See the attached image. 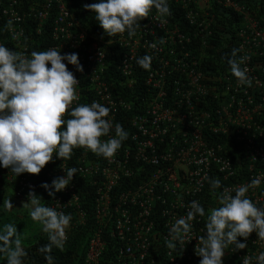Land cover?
<instances>
[{"label": "built area", "instance_id": "1", "mask_svg": "<svg viewBox=\"0 0 264 264\" xmlns=\"http://www.w3.org/2000/svg\"><path fill=\"white\" fill-rule=\"evenodd\" d=\"M174 1L184 7L193 34L169 26L165 17L157 18L155 8L134 36L125 32L108 37L103 31H90L88 23L73 14L69 0H0V44L29 56L27 22L35 20L34 31L39 34L53 2H57L51 26L53 41L44 50L55 47L61 55L78 54L84 71L67 65L79 80V100L72 107L92 101L109 106L107 119L113 130L102 139L115 135L116 123L128 133L111 160L76 148L71 159L63 161L54 155L53 162L44 167L43 178L48 184L65 176L63 169H77L69 186L50 196L48 204L72 218L66 241L73 228L86 223V196L92 194L95 225L86 250L90 264H99L110 238L117 242L113 264H159L160 260L163 264H199L195 237L204 234L207 214L219 206L217 198L224 188L231 191L259 181L246 195L264 208V14L254 15L237 0H216L242 15L233 43L234 49L240 50L238 57H250L241 67L247 68L252 85L241 86L231 74V56L222 62L207 51L208 39H217L212 29L214 15L209 13L212 0ZM161 30L163 34H158ZM192 38L199 41L197 47L191 44ZM112 44L121 54L110 74L107 52ZM153 44L155 47H150ZM143 55L152 57L151 67L144 73V93L135 86L140 77L137 58ZM206 58L213 59L208 68L203 65ZM117 74L119 86L129 93L127 98L122 97V88L117 90L113 84ZM204 131L223 141L209 143ZM37 176H15L0 166V183L10 186L13 198L23 203L34 190L42 204L44 190ZM83 179L92 186L90 192L76 185ZM211 179H219L221 188L212 189ZM123 184L129 187L122 188ZM193 200L205 208L206 216L192 221L190 242L170 250L166 247L168 231L176 219L186 215ZM257 239L255 233L247 241L238 238L247 248L234 250L230 245L225 260L242 264V258L249 255L252 264H257L256 257L264 252V242ZM160 245L161 254L153 252Z\"/></svg>", "mask_w": 264, "mask_h": 264}, {"label": "clouds", "instance_id": "2", "mask_svg": "<svg viewBox=\"0 0 264 264\" xmlns=\"http://www.w3.org/2000/svg\"><path fill=\"white\" fill-rule=\"evenodd\" d=\"M83 8L95 14V20L108 37L125 32L134 36L140 22L149 17L153 8L157 18L171 14L167 0H98L84 4ZM239 51L233 49L228 59L230 71L239 85L251 87L252 78L247 75V68L241 67L250 57H238ZM151 60V56L145 55L137 64L149 70ZM69 64L78 72L84 71L77 53L61 55L60 50L50 47L32 51L29 56L0 44V166L10 169L15 176L39 175L53 162L54 155L68 160L76 148L111 160L128 138L127 131L116 123L115 135L102 139L113 130L112 121L107 119L111 112L109 106L92 101L72 107L73 102L79 100L76 90L79 80L68 69ZM63 170L65 176L54 178L51 184L40 185L51 197L65 190L77 172L75 167ZM258 183L253 180L250 185L237 186L231 191L224 188L219 194V206L209 210L204 234L195 237L194 252L201 257L199 264H223L225 250L230 245L235 246L234 250L247 248L238 238L247 241L252 233L257 235L258 241L264 242V208L257 207L246 195L249 187ZM210 185L212 189L221 188L219 179H212ZM27 201L23 207L29 208L32 221L38 222L48 236V243L40 246L38 252L44 255L47 264H54L52 250L55 247L63 251L72 218L41 204V197L34 190L28 192ZM3 207L13 208L10 199L3 202ZM187 207L186 215L176 219L168 231L166 247L170 250L175 251L186 240L190 242L192 221L197 216H206L199 201L193 200ZM0 254L6 264H24L27 252L12 223L0 229ZM256 261L264 264V252L258 254ZM242 264H252V258L244 256Z\"/></svg>", "mask_w": 264, "mask_h": 264}, {"label": "trees", "instance_id": "3", "mask_svg": "<svg viewBox=\"0 0 264 264\" xmlns=\"http://www.w3.org/2000/svg\"><path fill=\"white\" fill-rule=\"evenodd\" d=\"M29 1V0H28ZM71 3V9L73 14L83 22H87L90 28V31L96 32L97 34H102L103 29L99 26L98 22L95 20V14L91 13L90 11H86L83 8V5L88 3H94L98 2V0H69ZM239 4L246 7L250 12H252L254 15L258 14H264V0H237ZM220 3V4H219ZM217 2L216 0H212V5L209 9V13L214 15V20L212 22V29L213 31L217 32V39L214 41L212 39H208L207 45L209 48H207V51L213 54L214 58L219 61H226L228 57L231 56V53L234 49V43H233V33L235 31V28L241 23L242 21V15L238 13L237 11L233 10L230 7H225L221 4V2ZM167 4L171 10V14L164 16L169 26L177 27L179 31L184 32L186 34H193L194 27L193 24L190 23L188 19L184 16V7L181 3L175 2L174 0H167ZM57 2H53L52 7L49 11V14L47 18L45 19V22L42 23V29L39 34H36L34 31L35 28V20H30L27 22V31L26 35L28 37L27 41L30 44V50L31 51H41L44 50V48L48 45H50L53 41V38L51 36V26L53 24V20L57 14ZM151 13V12H150ZM150 16V14H149ZM149 18V17H148ZM148 18L141 21L140 24L145 23L148 21ZM159 32V31H158ZM163 30H161L158 34H163ZM222 37L223 39L219 40V38ZM198 40L199 37H197ZM228 39H230L229 42ZM194 38H192V45H198L199 41L194 42ZM188 45V44H187ZM9 49L16 51L15 48H13L11 45L8 46ZM109 51L107 52L108 62H109V73L112 74L113 70H116V63H118V60L120 58V50L117 45L112 44L109 46ZM210 49V50H209ZM142 53V51H141ZM145 56V55H143ZM141 58L139 56L137 60ZM213 59H204L203 65L204 68H208L211 61ZM138 65V64H137ZM138 74L139 79L137 84L135 85L137 87V90L144 93L146 86L144 85V73L145 69L141 68L138 65ZM118 74L114 75L113 77V84L114 86H117V90H120L122 86L120 87L118 84ZM121 95L123 98L129 97V93L126 94L125 89H121ZM204 138L209 143H219L223 141L222 138H219L218 136L209 133L208 131H204ZM234 154V150L231 152ZM235 155V154H234ZM45 171V168L42 169L41 173L37 176V178L41 179L40 183H45L47 179L43 178V172ZM212 180V179H211ZM210 180V181H211ZM76 185H78L80 190H86L92 188L91 185L87 184L88 179H83L81 181H77ZM210 183V182H209ZM7 186V184H4ZM129 185L123 184L122 188H127ZM44 191H42V204L44 206H48L50 196L48 195V192L43 188ZM12 192V189H11ZM13 195V194H12ZM87 218L86 223L84 225H79L78 228L72 229L71 233L69 235L68 241L64 243L63 251H61L58 248H53L51 255L54 257V264H90L86 262V250H87V243L90 236V233L93 231L94 228V216L92 211V194H87ZM48 243V238L45 237H38L34 241L28 242L26 244H23L25 251L27 252V256L24 257V264H47L46 260L44 259V255H42L40 252H38V248L42 245H45ZM108 249L107 252H105L99 264H113L114 257H115V249L113 245H117V242L113 240V238L108 239ZM115 245V246H116ZM187 249H191L188 247ZM163 248L161 245L157 248L156 252L161 254ZM0 264H6L5 257L0 254ZM159 264H163L162 260H160ZM223 264H236L235 262H231L230 259H226L223 257Z\"/></svg>", "mask_w": 264, "mask_h": 264}, {"label": "rangeland", "instance_id": "4", "mask_svg": "<svg viewBox=\"0 0 264 264\" xmlns=\"http://www.w3.org/2000/svg\"><path fill=\"white\" fill-rule=\"evenodd\" d=\"M8 199L13 205L11 210L3 207V202ZM23 204L13 198L10 186L0 183V229L6 223L16 225L23 244L34 241L38 237L48 238L47 234L42 231V226L32 221L29 208H24Z\"/></svg>", "mask_w": 264, "mask_h": 264}]
</instances>
